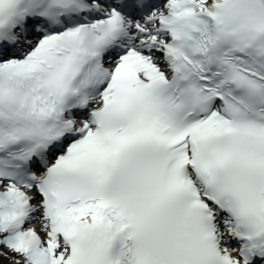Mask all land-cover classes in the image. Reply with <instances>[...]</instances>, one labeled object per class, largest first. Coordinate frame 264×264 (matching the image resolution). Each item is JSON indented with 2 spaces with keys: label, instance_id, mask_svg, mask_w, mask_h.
<instances>
[{
  "label": "snow or ice",
  "instance_id": "6c2138e0",
  "mask_svg": "<svg viewBox=\"0 0 264 264\" xmlns=\"http://www.w3.org/2000/svg\"><path fill=\"white\" fill-rule=\"evenodd\" d=\"M0 264H264V0H0Z\"/></svg>",
  "mask_w": 264,
  "mask_h": 264
}]
</instances>
